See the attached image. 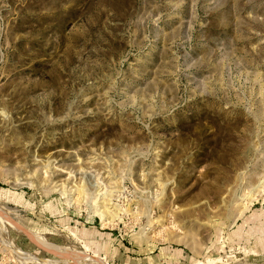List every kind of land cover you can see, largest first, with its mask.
<instances>
[{
    "label": "rangeland",
    "instance_id": "obj_1",
    "mask_svg": "<svg viewBox=\"0 0 264 264\" xmlns=\"http://www.w3.org/2000/svg\"><path fill=\"white\" fill-rule=\"evenodd\" d=\"M0 208V264H264V0H0Z\"/></svg>",
    "mask_w": 264,
    "mask_h": 264
},
{
    "label": "bare ground",
    "instance_id": "obj_2",
    "mask_svg": "<svg viewBox=\"0 0 264 264\" xmlns=\"http://www.w3.org/2000/svg\"><path fill=\"white\" fill-rule=\"evenodd\" d=\"M0 210L3 212L4 210L2 209V208H0ZM107 210V209H106ZM107 212V211H106ZM1 213V212H0ZM105 213V212H104ZM113 213V212H112ZM109 214V213H108ZM3 215V214H2ZM106 215V214H105ZM117 215V214H116ZM101 216V215H100ZM108 216V215H107ZM15 228V227H14ZM16 228H19V227H16ZM18 230V229H17ZM23 230V229H22ZM3 237V236H2ZM1 237V238H2ZM5 238V237H4ZM33 239V238H32ZM6 241H7V239H6ZM5 240L3 241V242H6ZM6 244H7V247H9V249L12 251V253L14 254V257H17V258H19L20 260H22V261H24V262H26V263H36V264H39V263H43L44 261H42V260H40L41 258H39V259H37V258H34V257H32V255H30L29 254V257H31L35 262H33L32 260H28V259H21V258H27V256L26 255H24L25 253L20 249V248H18L17 246H15L11 241H7L6 242ZM5 244V245H6ZM46 247V246H45ZM57 252V251H56ZM79 253H81V252H79ZM79 256V255H78ZM88 256V255H87ZM89 257V256H88ZM95 257V256H94ZM83 262V261H82ZM85 262V261H84ZM83 262V263H84ZM52 263H54V262H52V261H46V262H44V264H52ZM78 263V262H77ZM86 263V262H85Z\"/></svg>",
    "mask_w": 264,
    "mask_h": 264
}]
</instances>
